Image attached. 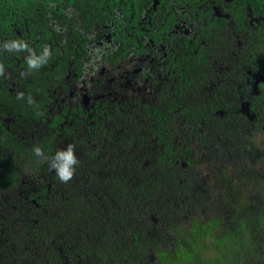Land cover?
<instances>
[{
  "label": "flooded vegetation",
  "instance_id": "1",
  "mask_svg": "<svg viewBox=\"0 0 264 264\" xmlns=\"http://www.w3.org/2000/svg\"><path fill=\"white\" fill-rule=\"evenodd\" d=\"M0 66V264H175L264 175V0H0Z\"/></svg>",
  "mask_w": 264,
  "mask_h": 264
},
{
  "label": "trees",
  "instance_id": "2",
  "mask_svg": "<svg viewBox=\"0 0 264 264\" xmlns=\"http://www.w3.org/2000/svg\"><path fill=\"white\" fill-rule=\"evenodd\" d=\"M244 182L225 187L231 207L202 228L199 250L185 247L175 264H264V175Z\"/></svg>",
  "mask_w": 264,
  "mask_h": 264
},
{
  "label": "clouds",
  "instance_id": "3",
  "mask_svg": "<svg viewBox=\"0 0 264 264\" xmlns=\"http://www.w3.org/2000/svg\"><path fill=\"white\" fill-rule=\"evenodd\" d=\"M12 47L20 48L22 46L13 44ZM47 50L45 55H47ZM29 67L37 68L40 61L35 58H30L28 60ZM0 71H2V66H0ZM34 152L37 156H43V150L40 147H36ZM79 160L74 152V145H68L66 149L59 150L51 160V167L55 170L58 179L61 182H68L72 179L75 173V167L78 165Z\"/></svg>",
  "mask_w": 264,
  "mask_h": 264
},
{
  "label": "rangeland",
  "instance_id": "4",
  "mask_svg": "<svg viewBox=\"0 0 264 264\" xmlns=\"http://www.w3.org/2000/svg\"><path fill=\"white\" fill-rule=\"evenodd\" d=\"M193 248L195 249V251H198L199 248H200V244H199V243L194 244V245H193ZM182 253H185V252L183 251ZM181 255H182V254H181ZM181 255H180V258H181ZM213 255H214V253H213ZM207 256H208V257H211V253H207Z\"/></svg>",
  "mask_w": 264,
  "mask_h": 264
}]
</instances>
